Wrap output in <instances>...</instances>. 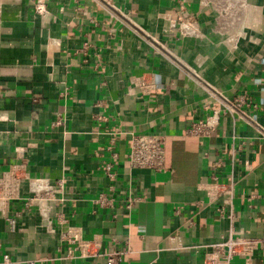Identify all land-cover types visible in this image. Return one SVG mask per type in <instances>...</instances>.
<instances>
[{"label":"crops","instance_id":"obj_1","mask_svg":"<svg viewBox=\"0 0 264 264\" xmlns=\"http://www.w3.org/2000/svg\"><path fill=\"white\" fill-rule=\"evenodd\" d=\"M179 14L191 17L184 32ZM84 41L87 54L74 52ZM239 95L257 108L221 115L208 138L184 135ZM133 133L164 136V172L129 167ZM111 137L118 191L142 197L129 211L93 201L108 185ZM22 158L30 177L64 180V212L84 238L101 235L102 250L111 237L128 240L120 264H202L194 246L228 229L213 205L196 204L205 198L198 184L212 176L233 183L235 229L264 237V0H0V169ZM17 227L10 232L0 218V258L62 261L57 233L35 207ZM252 264H264L263 247Z\"/></svg>","mask_w":264,"mask_h":264},{"label":"built area","instance_id":"obj_2","mask_svg":"<svg viewBox=\"0 0 264 264\" xmlns=\"http://www.w3.org/2000/svg\"><path fill=\"white\" fill-rule=\"evenodd\" d=\"M98 3L107 0H95ZM183 9V5H180ZM38 13L44 10L39 3H35ZM177 16L180 32L186 31L191 17ZM90 48L88 41H84L76 53L86 55ZM143 78V77H142ZM141 90L149 92L152 83L141 79L138 83ZM257 108V104L247 100L245 95H239L232 101H226L219 109H215L204 118L195 119L183 130L184 135L204 139L210 137L216 130L220 116L231 112H241L242 105ZM97 119H103L95 115ZM62 119L58 118L55 125H60ZM115 140L109 138L106 149L109 152L111 161L103 166L104 175L108 179L106 189L99 191L93 199L100 209L113 210L118 202L120 206L129 211L134 205L141 201L142 197L132 192L122 193L118 191L114 180L112 161L117 158L114 150ZM20 150V149H19ZM130 168L149 169L154 172L166 170L165 159V138L159 133H133L130 137L129 151L127 154ZM26 185L27 192L24 194L23 186ZM64 180L62 178H32L27 171V163L22 158L20 162L9 165L4 170L0 169V218L4 220L10 232L17 230V219L22 211H28L35 207L41 224L49 233H57L60 251L64 254L60 257L59 264H71L73 259H102L103 264H120L126 253L129 252V242L125 239L123 243L111 237V247L102 250V236L94 235L91 238H84L82 228L70 224L69 217L64 212V198L62 196ZM198 189L205 193V198L198 200L197 205H213L217 217L228 222V229L218 238L211 242L195 245L197 249L203 248L202 264H230L235 257H242L245 264H252L254 253L260 247L264 248V237L246 235L242 230L234 227L238 216L233 208L234 187L232 182H220L216 176H212L207 182L198 184ZM250 199V197H248ZM248 199V200H249ZM21 202L23 209L15 210L10 214L9 207L12 203ZM175 213H178L176 211ZM34 260H27L25 264H35ZM0 264H16L7 253L1 254Z\"/></svg>","mask_w":264,"mask_h":264}]
</instances>
